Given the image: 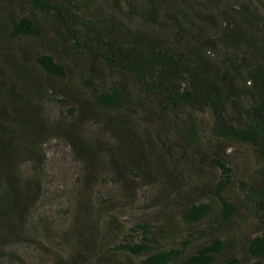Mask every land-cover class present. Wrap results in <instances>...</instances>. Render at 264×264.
<instances>
[{
    "label": "trees",
    "instance_id": "1",
    "mask_svg": "<svg viewBox=\"0 0 264 264\" xmlns=\"http://www.w3.org/2000/svg\"><path fill=\"white\" fill-rule=\"evenodd\" d=\"M166 1L161 24L159 0L133 4L158 28L133 30L131 0H0V264H264V1ZM56 139L81 172L59 240L35 228ZM243 144L260 178L240 233L224 190ZM142 191L161 225L127 228Z\"/></svg>",
    "mask_w": 264,
    "mask_h": 264
},
{
    "label": "rangeland",
    "instance_id": "2",
    "mask_svg": "<svg viewBox=\"0 0 264 264\" xmlns=\"http://www.w3.org/2000/svg\"><path fill=\"white\" fill-rule=\"evenodd\" d=\"M132 11H129V7L121 4V13H117L118 19L121 20L130 29H150L157 30L155 24H151L148 20L141 19L133 9L138 3L145 4V0H131ZM159 7H157L158 23L161 24L163 19V13L166 8L167 1L163 4L164 0H159ZM264 1V0H263ZM98 3L108 2V0H97ZM224 2V1H222ZM226 2H235V0H226ZM255 5L259 3L256 0H252ZM193 6L196 8L202 7V0H193ZM112 9V8H111ZM264 11V7H262ZM162 32V31H160ZM51 109L55 115L59 113L60 107L58 105H51ZM47 148V183L45 186V192L40 200L38 209L35 213V228L39 232V235L43 233L51 234L55 240L61 239V230H65L70 222L72 210H71V193L80 175V165L73 158L70 146L63 140H52L46 145ZM226 152L230 155L228 157L229 165L234 170L233 182L228 184L224 190L225 195L236 202L239 213L235 215V219L241 222V229L237 230L242 233L246 227L256 225L258 223L256 218H251L250 214H247L243 208L242 199L244 198V191L242 189V182H249L255 185L260 178L259 167L260 163L255 159L252 148L248 145H228ZM116 189L113 185L105 186V189ZM148 192H139V197L135 203V207H123L116 211L118 219L125 227L133 226L134 224L146 222L150 225H161L160 217L158 216L157 209L155 208H139L145 202ZM247 219V220H246ZM247 222V223H245ZM107 228H111L112 224H106ZM175 229L183 231V234L190 232L191 228L186 225L183 220L176 219L174 224ZM106 230V229H105ZM232 233V232H231ZM207 236V235H206ZM203 237H199L195 242H191L187 246V252L194 250L197 243L200 242ZM172 240V239H171ZM170 239L163 240L164 245L172 244ZM173 245V244H172ZM13 250L28 255L29 249L24 246H13Z\"/></svg>",
    "mask_w": 264,
    "mask_h": 264
}]
</instances>
